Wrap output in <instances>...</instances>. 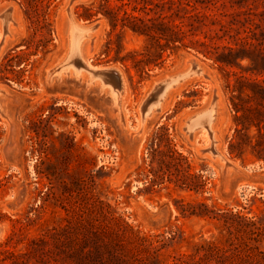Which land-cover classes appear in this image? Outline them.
<instances>
[{
    "label": "rangeland",
    "instance_id": "1",
    "mask_svg": "<svg viewBox=\"0 0 264 264\" xmlns=\"http://www.w3.org/2000/svg\"><path fill=\"white\" fill-rule=\"evenodd\" d=\"M93 1L53 0L46 27L27 17L21 0H0L2 249L17 252L46 233L50 264H264V164L250 148L258 130L248 120L242 129L236 119L227 86L236 79L227 71L264 76L248 59L243 69H221L180 42L151 69L128 71L115 57L150 41L128 33L119 54L114 44L107 55V18L75 13ZM238 3L242 11H264V0H226V11L239 10ZM72 18L95 25L82 56L99 70L112 68L102 71L110 82L70 52ZM259 18L254 31L264 41ZM243 105L264 113L257 100ZM236 127L246 141L243 158L228 153ZM203 204L211 212L196 214ZM83 242L85 259L69 258ZM15 262L0 252V264Z\"/></svg>",
    "mask_w": 264,
    "mask_h": 264
},
{
    "label": "trees",
    "instance_id": "2",
    "mask_svg": "<svg viewBox=\"0 0 264 264\" xmlns=\"http://www.w3.org/2000/svg\"><path fill=\"white\" fill-rule=\"evenodd\" d=\"M21 1L26 6L27 17L33 23H44L46 27L50 25V7L53 0ZM240 7L242 5L238 3L239 10L226 11V0H99L89 5H81V9H77L75 13L84 20L93 19L100 12L107 18L110 26L105 43L107 55L114 49V44L119 54L122 50L121 39L128 33L145 36L150 41V44L144 45L141 50H133L128 55L115 57V61H120L128 71L130 68H136L139 72L151 69L152 65L164 60V54L171 45L180 42L184 48L193 49L210 58L221 69L234 66L243 69L241 61L248 59L251 63L249 69L264 76V41L258 38L254 31L260 26L256 19H260L259 16H263L264 11L259 14L251 10L242 11ZM241 16L243 21L237 19ZM237 24L241 26L236 28ZM243 27L245 28L241 31ZM47 32L52 34L51 29ZM200 34H203V37ZM228 38L227 43L218 42ZM185 39L189 42H185ZM40 46V43L36 45L37 48ZM170 55L171 53L168 54ZM227 74L234 75L236 79L233 86L227 85L236 119L239 123H243L242 129L249 128V125H244L247 120L252 121L251 124L257 127L256 143L251 144L249 140V144L253 155L264 164V125H262L264 113L259 108L243 105L251 100H257L264 107V79H253L235 71H227ZM130 79H132L131 75ZM247 88L250 91H247ZM236 99L243 103L237 102ZM245 146L246 141L242 138L241 129L236 127L228 143V153L231 157L243 158L246 152ZM37 191L39 194L42 192L39 187ZM43 195L41 197H44ZM203 206L204 211L196 214L205 216L211 212L204 204ZM39 207L42 206L38 205ZM15 221L23 223L21 219ZM26 225L22 224L21 229ZM47 243V234L44 233L39 237H30L28 244L17 252L2 249L3 244H0V252L5 254L6 258L16 260L15 264H50L49 259L53 250L44 249ZM84 244V242L79 244V248L68 257L77 258L79 260L77 262L81 263L85 259ZM99 252V244H97V255Z\"/></svg>",
    "mask_w": 264,
    "mask_h": 264
},
{
    "label": "bare ground",
    "instance_id": "3",
    "mask_svg": "<svg viewBox=\"0 0 264 264\" xmlns=\"http://www.w3.org/2000/svg\"><path fill=\"white\" fill-rule=\"evenodd\" d=\"M71 21H72V34L70 36V38H71V41H70V52H72V53L76 54L77 56H79L80 58H82L84 61H81V62H83V65L91 73L95 74L96 76H100L106 83L107 82H110L109 80L106 79V76L104 75V73L102 71L111 70L112 68L105 67V68H102V69L99 70L98 68H96V67L88 64V62L82 56L83 55L82 54V49H81L82 41L85 38L89 37L90 32L95 28V25L94 24H91L89 26H80V25H78L75 22V20L73 18L71 19ZM67 68H68L67 66H64L62 69H67ZM72 74H73V71H72ZM188 76H189V73L188 72L185 73V74H179L178 76L174 77L172 80L166 82L164 84V86L162 87L160 94H162V96H165L166 93H167V91H168V89L170 87H174L175 84H177L178 82H180L181 79H184V78H186ZM119 84L120 85L122 84V78L121 77L119 79ZM108 87H109L108 92L112 96V99L114 101H116V99H117V90L115 88H113L111 85H108ZM0 94H1V89H0ZM207 112H208V116H209V123L211 125V123L213 121V117H214V112H215L214 106H212L211 108H209ZM202 127H204V126H202ZM207 128H208V126H207Z\"/></svg>",
    "mask_w": 264,
    "mask_h": 264
}]
</instances>
